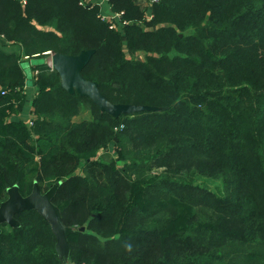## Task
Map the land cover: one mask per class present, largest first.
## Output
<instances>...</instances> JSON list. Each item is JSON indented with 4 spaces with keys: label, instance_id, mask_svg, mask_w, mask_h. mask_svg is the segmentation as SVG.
Returning a JSON list of instances; mask_svg holds the SVG:
<instances>
[{
    "label": "trees",
    "instance_id": "1",
    "mask_svg": "<svg viewBox=\"0 0 264 264\" xmlns=\"http://www.w3.org/2000/svg\"><path fill=\"white\" fill-rule=\"evenodd\" d=\"M92 3L0 0V35L27 60L94 49L84 77L153 108L114 116L43 62L33 119H9L28 76L0 46V204L9 188L58 184L70 264H264V0H109L123 11L113 27ZM15 217L0 264H65L38 210Z\"/></svg>",
    "mask_w": 264,
    "mask_h": 264
},
{
    "label": "water",
    "instance_id": "2",
    "mask_svg": "<svg viewBox=\"0 0 264 264\" xmlns=\"http://www.w3.org/2000/svg\"><path fill=\"white\" fill-rule=\"evenodd\" d=\"M94 49L81 51L79 54H66L62 52H53L50 56L52 67L56 69L61 76L62 85L70 92L77 91L81 95H87L99 105V107L114 116H119L122 113H130L152 106L133 104V103H114L110 101L100 90L96 81L88 80L84 77L82 70L91 59ZM46 57L32 58L23 62V67L28 76V85L33 86L32 65L46 63ZM58 184L51 187L50 190L43 193L38 184L34 185L31 193L23 195L17 186L8 189V198L0 204V224L7 222L15 226L18 221L15 214L26 209L34 208L38 210L59 232L60 247L59 252L64 260V254L69 253L67 247V235L72 227H67L62 224V218L57 207L52 203L53 190ZM1 232V229H0ZM65 264L66 261L64 260Z\"/></svg>",
    "mask_w": 264,
    "mask_h": 264
},
{
    "label": "crops",
    "instance_id": "3",
    "mask_svg": "<svg viewBox=\"0 0 264 264\" xmlns=\"http://www.w3.org/2000/svg\"><path fill=\"white\" fill-rule=\"evenodd\" d=\"M94 2H99L101 11L103 13H110V5L108 2L102 0H93ZM142 3V2H141ZM0 46L6 52H14L17 54H21L23 56L22 60H27L28 57L24 56V46L18 42H14L12 40H8L4 36L0 35ZM47 56L46 58H48ZM36 87L27 86V99L25 100L24 106L21 108L20 104L17 101H13V105L15 107L14 110L11 111L9 119L14 120H24L26 122H30L33 119V99L35 97ZM87 111H84L81 115H86ZM79 115L77 119H83ZM90 118V116H88Z\"/></svg>",
    "mask_w": 264,
    "mask_h": 264
},
{
    "label": "rangeland",
    "instance_id": "4",
    "mask_svg": "<svg viewBox=\"0 0 264 264\" xmlns=\"http://www.w3.org/2000/svg\"><path fill=\"white\" fill-rule=\"evenodd\" d=\"M140 2L146 4L147 0H140ZM51 54H49L48 56H50ZM49 59V57L47 58V60ZM47 64H49V61L46 62ZM88 116H91V114L89 113V111H87L86 115H81V118H88ZM112 148V147H111ZM103 155V157L105 159H109L111 158V156L114 155V151L113 148L110 150H107V152L101 153ZM195 181L196 182H200L203 184H207L209 187H211L212 189L216 190L218 193H221L223 191V184L220 180L217 179H213V178H206L203 176H196L195 177ZM9 193L6 194V197L4 200H6L8 198ZM3 200V201H4ZM2 201V202H3ZM64 260L66 261L67 264H70V257H69V253H65L64 254Z\"/></svg>",
    "mask_w": 264,
    "mask_h": 264
},
{
    "label": "built area",
    "instance_id": "5",
    "mask_svg": "<svg viewBox=\"0 0 264 264\" xmlns=\"http://www.w3.org/2000/svg\"><path fill=\"white\" fill-rule=\"evenodd\" d=\"M26 0H23V2H25ZM83 2L85 1V0H82ZM86 1H92V0H86ZM102 1H105V2H109V0H102ZM94 3H97V4H99V2H94L93 1V3L92 4H94ZM91 4V5H92ZM122 14H123V11H121V12H116V13H113V12H110V13H103V12H101V14H100V16H101V18L103 19V20H105V21H108V22H111V27H113V26H115V24H114V22H115V20H119L120 22H121V16H122ZM151 16V15H150ZM114 21V22H113ZM50 54H52L53 52H49ZM51 56V55H50ZM50 56H49V59H48V61H49V65L50 66H52V63H51V60H50Z\"/></svg>",
    "mask_w": 264,
    "mask_h": 264
}]
</instances>
